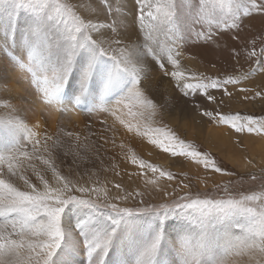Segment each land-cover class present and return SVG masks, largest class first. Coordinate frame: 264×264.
Here are the masks:
<instances>
[{"label": "snow or ice", "instance_id": "6c2138e0", "mask_svg": "<svg viewBox=\"0 0 264 264\" xmlns=\"http://www.w3.org/2000/svg\"><path fill=\"white\" fill-rule=\"evenodd\" d=\"M112 3L114 0H109V10ZM179 7L177 0H156L155 5L149 0H137V20L145 33V42L136 46L125 43L126 37L121 35L123 29L117 23L107 25V32L102 31L105 25L82 18L62 0H0L4 43L9 48L20 49L19 54L9 58L8 66L0 67V82H3L0 97L6 98L4 107L10 113L8 119L0 120V126L10 138L0 154V264H71V256L77 253L85 254L88 264H109L108 258L113 252L127 256V248H131L132 258L120 264H161L159 257L169 241L167 225L171 216H182L195 225L200 229L202 240L209 226L232 222L240 235L228 233L225 244L218 245L224 256L230 258L234 254L246 257L245 264H264V193L239 198L186 193L171 203L145 206L141 199L132 206L115 202L99 204L93 194L98 198L100 189L78 185L57 170L51 156L62 144L57 140L49 145L52 137L47 132L42 143L25 119L14 118L20 116L23 109L11 103L16 99L11 95L13 80L27 78L32 88V104L55 107L64 113L86 109L89 114L107 115L113 118V124L118 121L131 131V125L120 114L122 108H129L130 115L146 122L151 121L158 109L140 87L141 73L146 70L144 60L149 55L158 60L159 68L165 69L168 62L177 69L171 73L165 70V75L180 81L176 86L185 96L203 90L207 100L215 102L216 97L207 91L209 88H223L227 95H232L224 86L240 83L241 78L204 82L206 77L193 76L197 83L186 82L178 59L181 56L179 41L183 39L178 34ZM21 12L30 13L32 19L17 42V17ZM191 13L192 24L201 26L196 36L211 40L214 28L239 30L245 18L253 13H264V0H194ZM205 24L207 29L203 28ZM160 32L170 45L160 46V52L165 55L154 51V46H159L154 34ZM255 45L256 41L252 40L245 61L255 58L253 71L264 72V47L258 54ZM247 78V75L243 77ZM132 107L137 111L131 112ZM203 114L209 115L206 111ZM217 118L237 133L264 134V120L251 115L217 114ZM101 122L107 124V120ZM149 133H156L154 138L150 137L152 144L169 150L171 141H160V129L146 126L143 134ZM67 136L80 140L79 132H67ZM173 139L179 140L175 136ZM191 148L179 141L180 150L173 151V155L191 157L206 167L211 163L216 172L223 171L207 154L189 150ZM41 151L48 152L49 158L44 159ZM32 160L42 161L51 168L55 186L37 172L43 184L42 189L38 188L22 173L24 164ZM141 165L151 168L153 173L158 171L150 164L141 162ZM28 166L34 167L33 164ZM14 178L22 180L26 189L18 187ZM168 179H173L172 174H168ZM114 199L126 201L128 197ZM183 250L184 264H205L188 259L193 252L191 240H183ZM206 264H230V260H209Z\"/></svg>", "mask_w": 264, "mask_h": 264}, {"label": "rangeland", "instance_id": "374dc122", "mask_svg": "<svg viewBox=\"0 0 264 264\" xmlns=\"http://www.w3.org/2000/svg\"><path fill=\"white\" fill-rule=\"evenodd\" d=\"M96 1L101 4L102 12L105 13L85 16L84 11L83 15L79 12L80 9L93 13L94 8L89 9L86 4L76 5L75 0H62V2L68 3L77 15H80L82 18H90L93 23L105 25V27L101 29L102 31L107 32V25L117 23L119 27L123 29L121 35L126 37L125 43H132L136 46L144 45L145 33L141 31L140 23L137 20V0H133L135 8L131 9L133 11L132 22H130L131 14L128 12L130 9L127 10L126 6L122 5L124 0H114V3L111 4V10H109V0ZM149 2L155 5L156 0H149ZM177 3L179 6H181V4H185L186 6L185 8L183 7L184 5H182L178 9V34L183 36V39L179 41L181 56L178 57V59L180 60V70L185 73V77L187 78L186 82L197 83L198 81L196 79H192L193 76L197 78L206 77L207 80L204 82L213 79L224 80L229 77L241 78V82L224 86L227 92L232 95H227L223 88H209L207 91L209 94L216 97L215 102L208 101L203 95V90H196L185 96L184 91L176 86L180 81L171 75H165V70L171 73L177 69L168 62L165 63V69H161L158 66V60L155 59L153 55H149L144 60L146 70L141 73L142 81L140 87L143 88L146 95L158 105L156 115L152 117L150 122H146L139 116L134 117L130 115L129 108L127 107L122 108L120 114L122 117L128 118L138 130H140L138 127L142 128L143 126H145L144 131L146 130V126L160 129V141L167 143L170 140L171 147L168 151H165L159 144H153V150L150 152V156L146 157L141 152V149L144 148L145 143L149 142L150 139L139 140L133 147L129 150H124L122 153L125 156H135L134 159L137 163H132L140 167L127 171L123 166L119 167L118 159L114 161L107 172H101L98 175L96 174L95 166L97 162L103 158L97 152H100V154L106 152L100 151L101 147L99 145L97 147L83 145L80 150L78 148L76 154L71 156V160L75 163L77 171L81 169V171L85 172V176L78 180H74V182L77 181L76 183H78V185L100 189L98 198L93 194V199L99 204L115 202L119 203L121 206H132L138 204L141 199H143L145 206L148 204L171 203L177 197L183 196L186 193L192 196L199 194L202 197L206 195L212 198L227 197L229 195L239 198L243 195L264 193V165L259 168H253L250 171L240 170L221 157V155L226 154L215 149L204 139L206 127H215L220 124L226 126L228 131L233 134L235 138L233 142L236 146L240 145L241 139L245 136H250V134H254L255 136L262 135L248 133L247 131L237 133L229 124L221 122L217 118V114L234 115L239 113L241 116L251 115L257 120H264V72L253 71L256 67L255 58L247 62L245 61V55L252 47V40L256 41L255 46L258 54L260 48L264 47V44H261V41L264 40V13H253L250 18H245L243 26L239 30H224L223 28L216 30L214 28L212 30V39L206 40L204 37L196 36V32L201 30V26L193 25L192 19H189L192 17L191 7L194 4V0H177ZM117 8H119L118 12L116 11ZM31 19V14L28 12H21L17 17V42L21 40L25 27L30 23ZM0 23H2V21H0ZM145 23H148V21L146 20ZM203 28L207 29V25L205 24ZM134 29L139 33L140 39L136 36ZM113 35H115V33H113ZM154 35L159 42V46H154V51L159 55H165L160 52V46H170L167 38L162 32L155 33ZM193 45H196L199 50H210L211 48L219 46L223 48L226 56H222L218 60H210L201 63L200 56L196 53L197 48L194 50ZM148 46L152 47L153 45L149 44ZM245 75L248 76L247 79H243ZM164 80L167 81V85L162 83ZM240 89H248V91H240ZM257 93H260V95H256ZM245 97H248V99H245ZM84 111L87 110L85 109ZM136 111V107L131 108V112ZM205 111L208 112L209 115H204L203 113ZM106 116L107 115L91 114L89 119L81 116L78 128L81 132L85 131L87 137H92L100 132V142L106 143L110 151L117 152L116 144L112 141L114 138L100 128L101 125H103L101 121L105 120L104 117ZM172 119H176L178 122L173 123ZM90 122H93L94 125L90 126ZM182 125L189 126L193 132L190 129L183 128ZM145 136L154 138L156 133H149V135ZM173 136L178 137L179 140L173 139ZM179 141L191 145L192 148L189 150H196L207 154L209 160L214 161L215 166L223 169V171L216 172L211 163L206 167L203 163H197L191 157L173 155V151L178 152L180 150ZM70 142V139H67V146H65L67 151ZM56 156L58 157V152H56ZM152 158L160 160L170 159V166H163L161 163L158 164L152 160ZM181 160L185 162L189 161L191 164L185 168H179ZM141 162H143L144 165L150 164L156 167L158 171L153 173L151 168L142 166ZM86 164L89 168H87ZM191 165L193 166L190 167ZM119 170H121V175H119ZM161 172H164L165 175L161 176ZM169 173L173 176L171 180L168 179ZM128 176L137 177L139 182L129 187L124 186L122 181ZM86 177H89V179ZM116 178H120V181H117ZM47 180L50 185L55 186L52 179L48 178ZM116 185L120 187L117 188ZM184 185H187V187H184ZM139 188L140 190L138 192L137 189ZM23 189L25 190V188ZM137 193L141 195H137ZM117 196H127L128 199L126 201L114 199ZM167 226L169 237L171 238L167 245H174L176 238L191 240L193 248H195V243H198L200 247L203 245V247H201L203 250L202 253L193 249L194 253H192L195 257L191 255L192 259H201L205 264L206 261L209 260L222 262L225 259H229L230 264H242L234 254L231 255L230 258H226L221 247H218L220 242L225 241L228 233H231L233 236L240 235V230L233 227L232 222L209 226L203 240L201 238L200 229L182 216L169 217ZM166 246L159 257L161 264H169L168 259H165L168 256V252L165 251ZM118 252L119 251L113 252V255L115 254L114 257H116L115 260L112 258L114 261L108 258L109 262L112 261L109 264H120V262L127 259L128 256H125L122 252ZM75 255L80 256L81 262L85 261L86 264H88L85 254L78 253ZM120 257L122 259H120ZM83 258L86 260L84 259L83 261ZM131 258L132 256L130 259ZM180 261L177 264H183V260ZM85 262L80 264H85Z\"/></svg>", "mask_w": 264, "mask_h": 264}, {"label": "bare ground", "instance_id": "6f19581e", "mask_svg": "<svg viewBox=\"0 0 264 264\" xmlns=\"http://www.w3.org/2000/svg\"><path fill=\"white\" fill-rule=\"evenodd\" d=\"M75 4L76 5L86 4L89 9L94 8L93 13H91L90 11H85V10L80 9L79 12L83 15L84 14L83 11H84L85 16L93 15L96 13H105V12H102L101 4L96 0H75ZM122 5H125L127 10L130 9L128 12H130L131 14L130 22H132L133 21V11L131 9L135 8L133 0H124ZM122 5H121V8H122ZM182 5H184L183 7L186 8L185 4H181V6ZM189 19L191 20L192 17H190ZM134 31L136 33V36L140 39L141 37L139 33L135 29ZM3 32H4V29L3 27H1L0 28V67L8 66L9 58L13 57L16 54H19V51H20V49L15 46L13 48H9L7 45H5L4 39H3ZM196 45H193V47H194V50H196L197 48L196 53L198 56H200L201 63H204L210 60H218L220 59V57L226 56V53L222 47L217 46L215 48H211L210 50H207V49L199 50ZM234 46H237V45H234ZM162 83L167 85V81L165 80L164 82L162 81ZM0 87H3V82H0ZM31 91H32V88L28 86L27 78H25L24 80H15V79L13 80L11 95L16 97V99L12 100L11 103L16 104L18 107H22L23 109V111L20 113V116H17L14 118L25 119L28 122L29 126L32 127L33 130L39 134L38 138L41 140L42 143H43L44 133L47 132L52 137V139L48 141L49 145H51L53 141H57V140L62 144V147L56 149L51 156L54 165L57 167L61 175L68 177L72 181L78 180L85 176V172L81 171V169H78L79 171H77L75 167V163L72 162L71 160V156L73 154H76L77 149L79 148L80 150L81 146L83 145H88L89 147H97L99 145L101 147L100 151L106 152L104 154H100V152H97L103 158L102 160H99L97 162V165L95 166L97 175L100 174L101 172H107L110 169V166L114 163V161L118 159H119L118 161L119 167L123 166L124 169L127 171L140 167L139 165L136 166L132 163L135 156H131V157L130 155L125 156L123 155L122 152L124 150H129L139 140L150 139V137H147L143 134L145 132L144 131L145 126H143L142 128L138 127L140 129L138 130L137 127L134 124H132L128 118L122 117L128 124L131 125L132 130L129 131V129L125 127V125L119 124L118 121H116L115 124H113V118L109 116L104 117L105 120H107V124L101 125L100 128L101 130H105L110 136L114 138V140L112 141H115L117 152H113L109 150V147L107 146L106 143L100 142V138H99L101 134L100 132L92 137H87L85 131H82V132L79 131L78 124H79L81 116H84L87 119L91 117V114H89L87 111L82 110L80 112L64 113V112L57 110L55 107H47V106L39 105V104H32L31 103V100H32ZM5 99H6L5 97H0V120L8 119L10 117L9 111L4 107ZM198 117H201V116H198ZM172 122L175 123L178 121H176V119H172ZM37 125L39 127H36ZM92 125H94V123L90 122V126ZM182 127L190 129L193 132V130L187 125H184V126L182 125ZM67 132H79L80 140L76 141L74 138L68 137ZM230 133L231 132L228 131V128L222 124L216 127L210 126L208 128L206 127V133H205L206 135L204 139L215 149L222 151V153L226 154V155H221V157L223 159H226V161L236 166L240 170L250 171L253 168H259L264 165V135L263 134L257 135V136H255L254 134H250V136H245L241 139L240 145L236 146L235 143L233 142L235 138L233 134L232 133L230 134ZM9 139L10 138L8 137L5 129L2 126H0V154H3L5 145ZM67 139H70L71 141L67 148L68 151L65 149V146H67L66 144ZM108 142H111V141H108ZM152 147H153V144L149 141L145 143L144 148L141 149V152L143 153L144 156L149 157L150 152H152L153 150ZM56 152H58V157L56 156ZM41 155L43 156L44 159L49 158L48 152L41 151ZM152 160H154L158 164L161 163L163 166H170V163H171L170 159L160 160L157 158H152ZM135 163H137V161ZM29 164H33L34 167H29L28 166ZM190 164L191 162L189 161L185 162L184 160H181L179 168H185L186 166ZM192 166L193 165H191L190 167ZM87 168H89L88 165H87ZM21 171L31 181V183L37 185L38 188L42 189L43 184L39 180L38 176L36 175L37 172H39L40 175H43L46 180L48 178L52 179L55 185V181L53 179V173L51 171V168H49L48 165H44L42 161H38V160L28 161L24 164V167L21 169ZM119 175H121V170H119ZM87 179H89V177ZM116 180L120 181V178H116ZM14 182L16 184L18 182L17 186L21 187L22 190H24L23 188L26 189V186L24 185L22 180H18L14 178ZM138 182H139V179L137 177L128 176L123 179L122 184L124 186L129 187ZM139 190L140 188L137 189L138 192ZM74 221L75 219H73L72 222L74 223ZM170 239L171 238L169 237V240ZM183 240L185 239L176 238L175 241L173 240L174 245L168 244L166 246L165 251L168 252L167 254L168 256L165 259H168L169 264H177L180 260H183V264H184L185 253L183 250ZM224 244H225V241L220 242V245H224ZM194 246L195 248L193 249H196L197 252L202 253L203 250L198 243H195ZM221 250H222V247H221ZM126 252L128 256L127 259L130 260V257L132 256L131 248H127ZM193 253H192V256L194 255ZM74 255H72L70 258L71 264H80V263L85 262L84 261L85 258H83L84 262H81V259L79 258L80 256L79 255L74 256ZM114 255L112 253L109 259L112 260V258H114L115 260L116 257H114ZM236 256L238 257V260L240 263L245 264V261L247 259L246 257L238 256V255ZM120 259L122 258L120 257ZM188 259H192V257L189 256Z\"/></svg>", "mask_w": 264, "mask_h": 264}, {"label": "crops", "instance_id": "0c3cea01", "mask_svg": "<svg viewBox=\"0 0 264 264\" xmlns=\"http://www.w3.org/2000/svg\"><path fill=\"white\" fill-rule=\"evenodd\" d=\"M216 127V126H215Z\"/></svg>", "mask_w": 264, "mask_h": 264}]
</instances>
